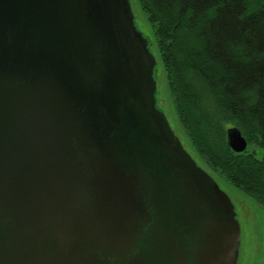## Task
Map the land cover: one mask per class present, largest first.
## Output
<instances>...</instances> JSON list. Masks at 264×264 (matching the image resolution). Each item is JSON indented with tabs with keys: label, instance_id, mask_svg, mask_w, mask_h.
Segmentation results:
<instances>
[{
	"label": "water",
	"instance_id": "95a60500",
	"mask_svg": "<svg viewBox=\"0 0 264 264\" xmlns=\"http://www.w3.org/2000/svg\"><path fill=\"white\" fill-rule=\"evenodd\" d=\"M156 63L130 0H0V264H237L235 206Z\"/></svg>",
	"mask_w": 264,
	"mask_h": 264
},
{
	"label": "trees",
	"instance_id": "16d2710c",
	"mask_svg": "<svg viewBox=\"0 0 264 264\" xmlns=\"http://www.w3.org/2000/svg\"><path fill=\"white\" fill-rule=\"evenodd\" d=\"M197 151L264 203V156L234 151L230 124L264 147V0H139Z\"/></svg>",
	"mask_w": 264,
	"mask_h": 264
},
{
	"label": "rangeland",
	"instance_id": "374dc122",
	"mask_svg": "<svg viewBox=\"0 0 264 264\" xmlns=\"http://www.w3.org/2000/svg\"><path fill=\"white\" fill-rule=\"evenodd\" d=\"M130 2L141 30L149 40V48L157 61L154 73L160 109L165 113L170 126L180 138L184 148L223 188L235 206L241 228V244L237 264H264V203L221 175L194 147L179 119L154 28L139 0H130ZM230 127L236 126L230 124ZM246 150L258 158L264 156V147L256 142H248Z\"/></svg>",
	"mask_w": 264,
	"mask_h": 264
},
{
	"label": "bare ground",
	"instance_id": "6f19581e",
	"mask_svg": "<svg viewBox=\"0 0 264 264\" xmlns=\"http://www.w3.org/2000/svg\"><path fill=\"white\" fill-rule=\"evenodd\" d=\"M238 261V260H237Z\"/></svg>",
	"mask_w": 264,
	"mask_h": 264
}]
</instances>
